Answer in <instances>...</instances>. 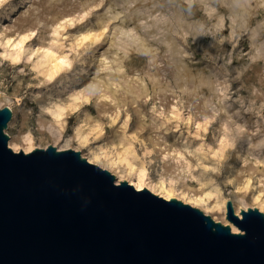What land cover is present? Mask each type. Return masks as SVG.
<instances>
[{
    "label": "rangeland",
    "instance_id": "obj_1",
    "mask_svg": "<svg viewBox=\"0 0 264 264\" xmlns=\"http://www.w3.org/2000/svg\"><path fill=\"white\" fill-rule=\"evenodd\" d=\"M5 107L10 149L130 162L222 223L264 202V0H0Z\"/></svg>",
    "mask_w": 264,
    "mask_h": 264
},
{
    "label": "water",
    "instance_id": "obj_2",
    "mask_svg": "<svg viewBox=\"0 0 264 264\" xmlns=\"http://www.w3.org/2000/svg\"><path fill=\"white\" fill-rule=\"evenodd\" d=\"M0 110V264H264V214L231 227L180 200H165L49 146L14 152ZM241 217V219H240Z\"/></svg>",
    "mask_w": 264,
    "mask_h": 264
},
{
    "label": "bare ground",
    "instance_id": "obj_3",
    "mask_svg": "<svg viewBox=\"0 0 264 264\" xmlns=\"http://www.w3.org/2000/svg\"><path fill=\"white\" fill-rule=\"evenodd\" d=\"M18 59H19L18 57H14L12 60L17 61ZM11 148L14 152H19V149L16 146H12ZM29 152H31L30 149L24 150V153H29ZM88 161L89 163H92V164L103 165V168L105 170L109 171L111 174H113L116 177L117 184L124 181L125 177H131L136 180V183H134L133 186L135 187L137 191L147 189L153 194L159 197H162L165 200H170L172 198L176 199L172 188H167L163 182H160L159 184H153L152 182L146 179L143 172L136 173L133 165L130 164V162H127V169L123 173L119 170L117 166L119 164V160H112L107 156H100V155L95 154ZM207 197H208L207 195H204V196H198V197L192 196V197L187 198L188 200H185V197L177 198V199L183 201V203L185 204H188L194 208L201 210L205 214L209 213L211 210H215V209L219 210L222 206L223 207L225 206V201H224L221 203V205L215 204L213 207H208L207 201H206ZM254 202L256 206H252L251 208H256L261 213L264 214V202L260 203L258 202L257 199H254ZM248 208H249L248 206H244L242 210L247 211ZM236 214L240 216V210L236 211ZM222 224L225 226L226 225L230 226L231 231L233 233H239L238 229L234 227L231 223H229L227 219H224Z\"/></svg>",
    "mask_w": 264,
    "mask_h": 264
}]
</instances>
